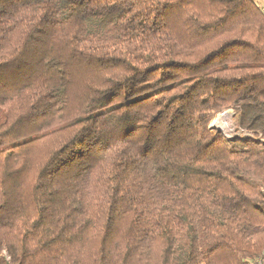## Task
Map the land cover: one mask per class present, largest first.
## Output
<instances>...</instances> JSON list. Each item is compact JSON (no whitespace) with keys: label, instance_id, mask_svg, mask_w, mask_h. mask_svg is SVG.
<instances>
[{"label":"trees","instance_id":"16d2710c","mask_svg":"<svg viewBox=\"0 0 264 264\" xmlns=\"http://www.w3.org/2000/svg\"><path fill=\"white\" fill-rule=\"evenodd\" d=\"M263 250L256 0H0V264Z\"/></svg>","mask_w":264,"mask_h":264},{"label":"rangeland","instance_id":"374dc122","mask_svg":"<svg viewBox=\"0 0 264 264\" xmlns=\"http://www.w3.org/2000/svg\"><path fill=\"white\" fill-rule=\"evenodd\" d=\"M257 3H259L260 5L262 4L263 5V8H264V1L263 0H256ZM226 113H229L230 115H226ZM222 121L220 122L219 125H222V127L220 126H216L215 122L216 120L220 117V116H225ZM236 119H237V116L234 112H232L231 110H226L220 114H218L211 122H210V125L211 126V131L214 132V131H217L215 129H219L221 132L224 133L225 136H227L229 139L231 138H234V136H236V132H238L237 128H236V125H235V122H236ZM224 125H226V128L224 127ZM216 127V128H213Z\"/></svg>","mask_w":264,"mask_h":264},{"label":"built area","instance_id":"2783aa9c","mask_svg":"<svg viewBox=\"0 0 264 264\" xmlns=\"http://www.w3.org/2000/svg\"><path fill=\"white\" fill-rule=\"evenodd\" d=\"M236 136H234V138H241V137H244L245 139H248V138H252L253 135L252 134H249L245 131H241L239 130L238 132H236ZM252 264H264V250L254 259L252 260Z\"/></svg>","mask_w":264,"mask_h":264},{"label":"bare ground","instance_id":"6f19581e","mask_svg":"<svg viewBox=\"0 0 264 264\" xmlns=\"http://www.w3.org/2000/svg\"><path fill=\"white\" fill-rule=\"evenodd\" d=\"M226 115H230L229 113H226ZM226 115L225 116H220L217 120H216V126H220V127H222V125H219L220 124V122L222 121V119L224 118V117H226ZM224 127L226 128V125H224Z\"/></svg>","mask_w":264,"mask_h":264},{"label":"water","instance_id":"95a60500","mask_svg":"<svg viewBox=\"0 0 264 264\" xmlns=\"http://www.w3.org/2000/svg\"><path fill=\"white\" fill-rule=\"evenodd\" d=\"M213 128H216V127L213 126ZM209 129L211 130V126H209ZM215 130L220 131L219 129H215ZM220 132H221V131H220Z\"/></svg>","mask_w":264,"mask_h":264},{"label":"crops","instance_id":"0c3cea01","mask_svg":"<svg viewBox=\"0 0 264 264\" xmlns=\"http://www.w3.org/2000/svg\"><path fill=\"white\" fill-rule=\"evenodd\" d=\"M264 1V0H263ZM261 7L263 8V5L261 4Z\"/></svg>","mask_w":264,"mask_h":264}]
</instances>
